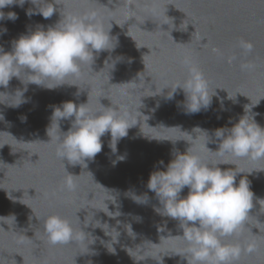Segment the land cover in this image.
Instances as JSON below:
<instances>
[{
  "label": "water",
  "instance_id": "1",
  "mask_svg": "<svg viewBox=\"0 0 264 264\" xmlns=\"http://www.w3.org/2000/svg\"><path fill=\"white\" fill-rule=\"evenodd\" d=\"M32 7L26 3L3 10L18 15L14 22L0 21V32L7 28L0 35L5 51L22 34L61 19L59 12L49 19L29 18ZM62 11L96 13L112 28L118 45L83 65L82 74L67 81L70 85L55 90L28 85L27 102L19 107L9 104L18 102L12 96L24 88L21 81L13 78L7 89L0 88L10 95L0 96V264H187V245L172 238L183 230L178 221L154 211L161 205L147 183L152 172L165 170L160 161L166 166L174 152L184 154L194 143L207 162L226 161L230 165L222 169L236 165L253 172L242 175H248L255 197L264 199V161L221 158L204 148L208 143L210 150H218L214 131L232 127L229 119L238 122L246 105L264 127V0H66ZM240 39L253 44L251 53L242 55ZM230 56L237 57L231 64ZM185 58L204 73L210 94L216 92L210 108L198 114H185L182 90L167 98L188 76ZM242 63L250 67L242 70ZM66 101L88 102L93 110L126 107L138 125L117 145L123 162L113 166L117 155L108 146L110 134L102 137L101 153L87 166L57 157L71 122L51 126V117L54 107ZM70 174L74 191L65 186ZM187 193L185 188L182 196ZM145 196L146 203L137 202ZM50 215L67 219L77 238L51 245L44 232ZM250 215L240 236L226 240L242 248L255 246L253 252L243 251L236 264H264V206L256 199Z\"/></svg>",
  "mask_w": 264,
  "mask_h": 264
},
{
  "label": "clouds",
  "instance_id": "2",
  "mask_svg": "<svg viewBox=\"0 0 264 264\" xmlns=\"http://www.w3.org/2000/svg\"><path fill=\"white\" fill-rule=\"evenodd\" d=\"M26 3L34 6L26 12L29 18L41 15L49 19L59 12L61 19L55 26L45 29L41 25L22 34L11 42V51H5L0 46V88L7 89L13 78L24 85L22 90L17 89L12 96L18 101L15 105L9 104L12 107H19L27 102L24 93L28 85L35 84L47 90H55L68 84L69 78L79 77L83 65L95 61L102 52L114 51L118 45V37L111 35L112 28H106L96 13L73 15L62 11L66 0H0V21L17 20V13H5L3 10L11 6L23 8ZM6 33L7 28H4L0 35ZM237 47L242 55H247L254 46L250 41L240 39ZM213 51L219 53V49L214 48ZM236 59V56H230L228 63L231 64ZM183 65L188 76L175 86L171 96L167 93V98H174L177 91L182 90L185 96V114H198L202 110H208L216 92L210 94L207 78L190 58H185ZM240 67L245 70L250 65L242 63ZM0 96L10 95L0 92ZM87 103L78 106L72 101L63 102L54 107L51 117V126L56 122L60 127L61 120L71 122L69 130L59 140L56 154L73 166H87L88 161L94 162L104 147L102 137L106 134L111 136L108 146L112 154L117 155L119 141L126 138L129 130L138 125L130 119L124 105L115 108L102 105L100 109L93 110L87 107ZM255 115L252 110L249 111V105H246L244 115L238 122L233 123L229 119L228 123L232 127L214 131L215 137L220 141L218 150H210L208 143L204 148L221 158L230 156L235 159L264 161V127L257 123ZM23 119L26 120V117ZM196 129L208 135L207 131ZM196 139L198 138L193 140ZM190 144L186 153L174 152V158L166 166L163 161L159 162L165 170L158 169L150 174L147 188L155 193L161 205L154 211L179 222L183 235L172 238L180 239L187 245L183 250L187 264H236L243 251L253 252L255 246L249 244L242 248L239 243H227L226 240L240 236L251 216L254 199L262 206L264 199L256 198L251 190L248 175L253 172L244 173L236 165L234 168L222 169L220 165L230 164L226 161L207 162L198 153L196 145ZM125 158L117 155V160L112 162L113 166L123 162ZM238 176L241 178L237 184ZM65 186L69 191L75 190L73 175L66 178ZM185 188L188 193L182 196ZM147 199V196L143 200L137 198V202L146 203ZM44 232L51 245L68 244L77 238L71 223L59 215H50L44 220Z\"/></svg>",
  "mask_w": 264,
  "mask_h": 264
}]
</instances>
